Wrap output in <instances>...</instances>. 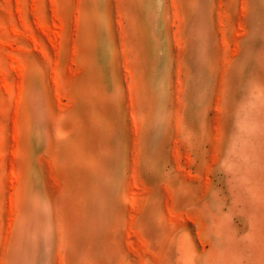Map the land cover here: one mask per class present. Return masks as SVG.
I'll use <instances>...</instances> for the list:
<instances>
[{
    "label": "rangeland",
    "instance_id": "rangeland-1",
    "mask_svg": "<svg viewBox=\"0 0 264 264\" xmlns=\"http://www.w3.org/2000/svg\"><path fill=\"white\" fill-rule=\"evenodd\" d=\"M218 1L0 0V264H264V0L247 72L249 0Z\"/></svg>",
    "mask_w": 264,
    "mask_h": 264
},
{
    "label": "bare ground",
    "instance_id": "bare-ground-1",
    "mask_svg": "<svg viewBox=\"0 0 264 264\" xmlns=\"http://www.w3.org/2000/svg\"><path fill=\"white\" fill-rule=\"evenodd\" d=\"M142 1H144V0H142ZM155 1V0H154ZM167 1V0H166ZM218 1V0H217ZM230 1H232V0H230ZM243 1V0H242ZM219 2H221V1H218V4H219ZM258 2V1H257ZM240 3H243V2H241L240 1ZM223 4V3H222ZM228 4V3H227ZM229 4H231V3H229ZM246 4L250 7V9H249V11H248V8L249 7H247V9H246V12L248 11L249 12V15H248V19H249V22H250V28H248V30H247V27H248V25H247V23H244L242 26L241 25H239L238 26V24H240L241 23V21L240 22H238V24L236 25L237 26V28H240V26L242 27V29H243V31L242 30H240L239 32H240V35H242V33H243V38H244V40H243V44H244V46L243 47H238L237 45H235V43H233L234 44V47H233V50H236V46H237V49L238 48H240V50H237V52L235 51V53L237 54V59H236V63H237V69H245L246 70V72L248 71V69H247V67L249 66V58H248V52L251 50V48L249 47V44H250V42L254 39V35H253V32H254V29H255V27H254V23H255V19H256V14H257V12L255 11L257 8H256V1L255 0H249L248 1V3L246 2ZM169 5V4H168ZM189 5H190V3H189ZM241 5V4H240ZM99 6V5H98ZM98 6H97V10H98ZM191 6V5H190ZM238 6H239V4H238ZM237 6V7H238ZM244 6V5H243ZM100 7V6H99ZM153 7V6H152ZM156 7V6H155ZM217 7V6H216ZM218 7H219V5H218ZM222 7V6H221ZM220 7V8H221ZM240 7H242V6H240ZM181 8V7H180ZM229 8V7H228ZM243 8V7H242ZM242 8H240V9H242ZM101 9V8H100ZM182 9V8H181ZM245 9V8H244ZM138 10V9H137ZM157 10V9H156ZM161 10V9H160ZM219 10V9H218ZM223 10V9H222ZM98 11H101V10H98ZM103 11V10H102ZM241 11V10H240ZM223 12V11H222ZM237 12V11H236ZM252 12V14H250ZM99 13V12H98ZM168 13V12H167ZM173 13V12H172ZM177 13V12H176ZM243 13V11L240 13V15ZM157 14V13H156ZM246 15H247V13H245ZM174 15V14H173ZM224 15V14H223ZM158 16V15H157ZM156 16V17H157ZM172 16V15H171ZM177 16V15H176ZM220 16H222V15H220ZM174 17V16H173ZM173 17H171V18H173ZM217 17H218V14H217ZM225 17V16H224ZM241 17V16H240ZM240 17H238V18H240ZM102 18L104 19V17L102 16ZM101 18V19H102ZM155 18V17H154ZM170 18V17H169ZM177 18V17H176ZM182 18H183V15H182ZM221 18V17H220ZM223 18V17H222ZM221 18V20L223 21V19ZM231 18V17H230ZM238 18H236L237 19V21H238ZM242 18H243V15H242ZM158 19V18H157ZM156 19V20H157ZM228 19H229V17H228ZM161 20H163V19H161ZM174 20H176L175 18H173V21ZM196 19H194V21H195ZM218 20H219V17H218ZM217 20V21H218ZM241 20V19H240ZM91 21H93V20H91ZM184 20H182V22H183ZM194 21H192L191 23H193ZM229 21H230V19H229ZM228 21V22H229ZM88 22L90 23V21L88 20ZM157 22V21H156ZM177 22V21H176ZM176 22H174V23H176ZM215 22V21H214ZM219 22V21H218ZM231 22V21H230ZM164 23V22H163ZM224 23V22H223ZM232 23V22H231ZM231 23H229V24H231ZM237 23V22H236ZM138 24H140V23H138ZM168 24L170 25V22H168ZM178 23H176V25H177ZM187 24H188V22H187ZM187 24H186V26H187ZM215 24V23H214ZM165 25V24H164ZM174 25V24H173ZM183 25V24H182ZM191 25V24H190ZM189 25V26H190ZM193 25V24H192ZM219 25H221V24H219ZM233 25V24H232ZM154 27V26H153ZM171 27H172V21H171ZM174 27V26H173ZM172 27V28H173ZM184 27H185V25H184ZM219 27H221V26H219ZM218 27V28H219ZM226 27V26H225ZM228 27V26H227ZM234 27H235V25H234ZM233 27V28H234ZM117 28H119V27H117ZM178 28H179V26H178ZM177 28V30H174V31H172V32H174L173 33V35L174 34H178L179 33V29ZM187 28V27H186ZM190 28H191V26H190ZM222 28H223V25H222ZM231 28V27H230ZM174 29H176V27H174ZM221 29V28H220ZM226 29V28H225ZM228 29V28H227ZM226 29V30H227ZM235 29V28H234ZM158 30H159V28H158ZM164 30V29H163ZM183 30V29H182ZM190 30V29H189ZM218 30V29H217ZM217 30H216V32H217ZM222 30V29H221ZM225 30V31H226ZM233 30V29H232ZM239 30V29H238ZM237 30V31H238ZM120 31V30H119ZM165 31V30H164ZM169 31V30H168ZM178 33H177V32ZM219 31V30H218ZM228 31V30H227ZM237 31H235L236 32V35H238L239 36V34H238V32ZM185 32H186V30H185ZM159 33V32H158ZM165 33V32H164ZM183 33V32H182ZM218 33H220V32H218ZM217 33V34H218ZM232 33V32H231ZM172 34V33H171ZM221 34H222V32H221ZM235 34V33H234ZM179 35V34H178ZM188 35H190V34H188ZM226 35V34H225ZM236 35H234V37L236 36ZM174 36H176V35H174ZM173 36V37H174ZM238 36H237V38H238ZM159 37H161V35H159ZM165 36L163 35V38H164ZM186 37V36H185ZM170 38H171V36H170ZM179 38V37H178ZM231 38H233V36L231 35ZM173 39H176V38H173ZM220 39H223V38H220ZM241 39V38H240ZM171 40V39H170ZM177 40V39H176ZM198 40V39H197ZM227 40V39H226ZM236 40V39H235ZM234 40V41H235ZM242 40V39H241ZM144 41H146V40H144ZM163 41V40H162ZM161 41V42H162ZM166 41H167V39H166ZM173 41V40H172ZM220 41V40H219ZM230 41H233V39L231 40L230 39ZM174 43V42H173ZM181 43V42H180ZM185 43V42H184ZM220 43V42H219ZM185 45V44H184ZM220 45V44H219ZM223 45V44H222ZM232 45V44H231ZM143 46H144V43H143ZM227 46H228V42H227ZM174 47H176V46H174ZM172 48V47H171ZM179 48V47H178ZM195 48V47H194ZM222 48V47H221ZM227 48V47H226ZM180 49V48H179ZM182 49H180V51H181ZM186 50V49H185ZM195 50V49H194ZM227 50V49H226ZM229 50V49H228ZM231 50V49H230ZM214 51V50H213ZM221 51V50H220ZM172 52V51H171ZM174 52V51H173ZM177 52V51H176ZM252 52H253V55L255 56V57H257V59H258V61H259V72L257 73L256 71H253V73H251V75L254 77V79H255V82L257 83V84H259L260 86H262L263 87V92H262V95L260 96V98H259V102L257 103V109H258V112H260L261 110H262V108H263V114H260L259 115V118H262V116H264V72H262V68L264 67V53L262 54L261 52H258V51H254V50H252ZM183 53V52H182ZM194 53H195V51H194ZM180 54V53H179ZM221 54V53H220ZM225 55H226V53H224ZM231 54V53H230ZM227 55H228V53H227ZM177 56V55H176ZM221 57H223L222 55H220ZM233 55H231V57H232ZM245 56L247 57V59L245 58ZM220 57V58H221ZM227 57V56H226ZM226 57L224 58V59H226ZM235 57V56H234ZM175 58V57H174ZM177 58V57H176ZM229 58V57H228ZM227 58V59H228ZM194 59V58H193ZM192 59V60H193ZM230 59V58H229ZM228 59V61H231V60H229ZM232 59V58H231ZM161 60V59H160ZM174 60H177V59H174ZM180 60V59H179ZM160 62V61H159ZM176 61H174L173 63H175ZM193 62V61H192ZM191 62V63H192ZM232 62V61H231ZM161 63V62H160ZM159 63V64H160ZM194 63H195V60H194ZM220 63V62H219ZM229 64H231V63H229ZM174 65H176V64H174ZM179 65V64H178ZM228 65V64H227ZM229 66V65H228ZM227 66V67H228ZM122 67V66H121ZM124 67V66H123ZM228 70V69H227ZM189 71V70H188ZM187 71V72H188ZM220 71H221V66H220ZM185 74V73H184ZM188 74V73H187ZM175 75V74H174ZM223 75H225V74H223ZM176 76H178V75H176ZM186 76H188V75H186ZM185 76V77H186ZM174 77V76H173ZM178 78V77H177ZM176 78V79H177ZM219 78V77H218ZM126 79V78H125ZM184 79V78H183ZM237 79H238V76H237ZM239 79H240V76H239ZM184 81H185V79H184ZM183 81V82H184ZM223 81H225V80H223ZM122 83V82H121ZM177 83V82H176ZM185 83V82H184ZM123 85V84H122ZM178 85V84H177ZM176 85V86H177ZM219 86V85H218ZM218 86H216V87H218ZM178 87V86H177ZM179 89H180V87H179ZM239 88L237 87V90H238ZM107 90V89H106ZM110 90V89H109ZM183 90L185 91V88H183ZM217 90V89H216ZM184 91H183V93H184ZM217 93V92H216ZM119 95V94H118ZM217 96V95H216ZM222 96V95H221ZM176 97H177V95H176ZM176 97H174V98H176ZM214 99H216V98H214ZM217 99H218V96H217ZM220 99V98H219ZM223 99V98H222ZM174 101V100H173ZM177 101H178V99H177ZM176 101V102H177ZM217 102L216 103H221V102H218V100H216ZM220 101V100H219ZM222 101V100H221ZM214 102H215V100H214ZM186 104V103H185ZM185 104H184V106H185ZM221 105V104H220ZM183 106V107H184ZM218 107H220L219 105H217ZM185 108V107H184ZM183 108V109H184ZM214 108H216V104L214 105ZM180 108H178V110H179ZM172 110H173V108H172ZM177 110V109H176ZM211 110V109H210ZM217 110V108L215 109V111ZM223 110V109H222ZM183 111V110H182ZM218 111V110H217ZM139 112V111H138ZM174 112H176V111H174ZM221 112V111H220ZM224 112H225V110H224ZM173 113V112H172ZM217 113V112H216ZM215 113V114H216ZM174 114V113H173ZM173 114H172V116H173ZM181 114H182V112H181ZM215 114H213V116L215 115ZM221 114V113H220ZM138 115H139V113H137V117H138ZM183 115V114H182ZM182 115H181V117H182ZM189 115V114H188ZM191 115V114H190ZM193 115V114H192ZM196 115H198V114H196ZM217 115H219V114H217ZM224 115V114H223ZM162 117V116H161ZM191 117V116H190ZM197 117V116H196ZM223 117V116H222ZM156 118V117H155ZM192 118H193V116H192ZM191 118V119H192ZM198 118V117H197ZM145 119V118H144ZM143 119V120H144ZM170 119H172V118H170ZM199 119V118H198ZM212 119H214L213 117H212ZM211 119V120H212ZM216 119V118H215ZM220 119V118H219ZM219 119H217L218 121H220ZM182 120H183V118H182ZM222 120V119H221ZM193 121V120H192ZM140 122H142V120L140 121ZM174 122V121H173ZM194 122V121H193ZM212 122H213V120H212ZM217 121L215 120L214 121V123H215V125H214V127H217L216 125H218V126H220L219 124H217L216 123ZM121 123H123V122H121ZM188 123V122H187ZM142 124V123H141ZM172 124V123H171ZM122 125H125L124 123L122 124ZM140 125V124H139ZM183 125V124H182ZM126 126V125H125ZM153 126H154V124H153ZM158 126V125H157ZM211 126V125H210ZM123 127V126H122ZM140 127V126H139ZM223 127V126H222ZM116 128L118 129V125L116 126ZM161 127H159V129H160ZM218 128V127H217ZM221 128V127H220ZM174 129H177V127L176 128H174ZM214 129V128H213ZM223 129V128H222ZM222 129H220V131H222ZM181 130V129H180ZM174 131V130H173ZM172 131V132H173ZM182 131V130H181ZM214 131L216 132V128L214 129ZM219 131V130H218ZM115 132H116V130L114 131V132H112V133H114V135H115ZM123 132V131H122ZM131 132V134H132V132H133V130H131L130 131ZM150 132H153V131H150ZM215 132L213 133V135L215 134ZM223 132V131H222ZM158 134V133H157ZM172 134V133H171ZM211 135V134H210ZM229 135V132L227 131V133H226V137ZM128 136V135H127ZM157 136V135H156ZM218 136V138H220L219 137V135H217ZM160 137V136H159ZM171 137V136H170ZM212 137V136H211ZM211 137L209 138L210 139V141H213V139L211 140ZM214 138V137H213ZM103 139H105V138H103ZM150 139H152L151 137H150ZM160 139V138H159ZM180 139V138H179ZM106 140V139H105ZM132 140V139H131ZM174 140V139H173ZM172 140V141H173ZM219 141H220V139H218ZM218 141V142H219ZM103 143H106L105 141H102ZM133 142V141H132ZM131 142V143H132ZM174 142H176V141H174ZM168 143V142H167ZM133 145H135L134 144V142L132 143ZM131 144V147H133V145ZM151 144V143H150ZM152 144H154V143H152ZM151 144V145H152ZM156 144V143H155ZM169 144V143H168ZM104 145H106V144H104ZM219 145V144H218ZM218 145H216L217 147H218ZM153 146V145H152ZM216 147V148H217ZM220 147V146H219ZM130 148V147H129ZM161 147H158V149H160ZM206 148V147H205ZM215 148V149H216ZM259 149H260V152H259V156H258V161H264V154L261 156V154L264 152V144L263 143H259ZM171 151V150H170ZM217 151V150H216ZM128 152H129V149H128ZM141 152V151H140ZM207 152V151H206ZM209 152V151H208ZM172 153V152H171ZM170 153V154H171ZM222 156L224 155V153L225 154H228V150H222ZM163 154V153H162ZM168 154H169V151H168ZM216 154V153H215ZM167 155V154H166ZM208 155V154H207ZM81 156L86 160V161H88V156H87V154L86 153H81ZM108 156H110V153H109V155ZM174 155H173V153H172V157H173ZM105 157V156H104ZM129 157V156H128ZM132 157V156H131ZM168 157H169V155H168ZM210 157V156H209ZM216 157V156H215ZM217 157H218V155H217ZM109 159L110 157H106V159ZM116 158V157H115ZM205 158V157H204ZM209 159H212L211 157L209 158ZM120 160V159H119ZM131 161H132V158H131ZM217 161V160H216ZM219 161V160H218ZM120 162V161H119ZM162 162V161H161ZM213 164H215V159L213 160ZM121 163V162H120ZM108 165H109V163H107ZM106 164V165H107ZM128 164V163H127ZM164 164V163H163ZM121 165V164H120ZM212 165V164H211ZM132 166V165H131ZM133 166H135V165H133ZM132 166V168H135V167H133ZM162 167H164V165H162ZM106 168H107V166H106ZM128 168V167H127ZM131 168V169H132ZM112 169V168H111ZM163 169V168H162ZM148 172V171H147ZM149 173V172H148ZM147 173V174H148ZM156 174V173H155ZM155 174H154V176H155ZM121 176V175H120ZM247 176H248V178H247V180H246V185L249 187V188H252V189H254L253 188V186H249L250 185V183H251V174H247ZM127 177V176H126ZM257 185H259V187L261 186L262 187V192L264 193V170H262V171H260L258 174H257ZM118 179V178H117ZM116 179V180H117ZM35 180V179H34ZM119 180V179H118ZM121 180V179H120ZM128 182L130 183V179H128ZM35 183V182H34ZM119 183H120V181H119ZM127 183V182H126ZM36 184V183H35ZM128 184V183H127ZM131 184V183H130ZM37 185V184H36ZM132 185V184H131ZM161 185V184H160ZM34 186V185H33ZM38 186H40V185H38ZM117 186H119V185H117ZM128 186V185H127ZM162 186V185H161ZM186 186V185H185ZM198 186V185H197ZM234 186H235V190H236V194H237V196L238 197H240L241 195H242V191H238V190H241L243 187H239V188H236V184H234ZM132 186H130V188H131ZM182 187H184V186H180L179 187V189L180 188H182ZM216 187V186H215ZM117 188V187H116ZM120 188V187H119ZM125 188V187H124ZM123 188V189H124ZM200 188V187H199ZM198 188V189H199ZM217 188V187H216ZM245 188V187H244ZM42 189V188H41ZM132 189V188H131ZM158 189H159V186H158ZM120 190V189H119ZM143 190V189H142ZM181 190H183V188L181 189ZM181 190H179V191H181ZM196 190H197V188H196ZM200 190V189H199ZM35 191H36V189H35ZM153 191V190H152ZM261 191V190H260ZM130 192V191H129ZM142 193H144V191L142 192ZM147 193V192H146ZM160 193V192H159ZM199 193V192H198ZM208 193V192H207ZM207 193H206V195H207ZM210 193V192H209ZM37 194V193H36ZM162 194V193H161ZM160 194V195H161ZM200 194V193H199ZM203 194H204V192H203ZM241 194V195H240ZM42 195H43V193H42ZM38 196V195H37ZM131 196V195H130ZM148 196V195H147ZM201 196V195H200ZM203 196V195H202ZM144 198V197H143ZM168 198V197H167ZM164 199V200H166L165 202L166 203H164L163 205L165 206H167V207H165V209H167L168 208V206H170V204H168V203H170L169 202V200L168 199ZM200 199H202L201 197H199ZM174 199H176V197H174ZM214 199V198H213ZM212 199V200H213ZM167 200H168V202H167ZM193 200V199H192ZM215 200V199H214ZM46 202V201H45ZM198 202H199V200H198ZM263 202V201H262ZM173 203V202H172ZM162 204V203H161ZM168 204V205H167ZM215 205L214 204V201H213V203H211V205ZM260 204V203H259ZM163 205H161V206H163ZM172 205V204H171ZM38 206V205H37ZM143 207V206H142ZM171 207V206H170ZM169 207V208H170ZM213 207V206H212ZM216 207V206H215ZM220 207V206H219ZM168 208V209H169ZM38 209H39V207H37V211H38ZM144 209V208H143ZM167 209V210H168ZM215 209V208H214ZM50 210V209H49ZM135 210V209H134ZM37 211H35V213L32 211V214H36V212ZM161 211V210H160ZM170 211V210H169ZM143 212V211H142ZM167 212V211H166ZM168 213V212H167ZM138 214V213H137ZM55 216V215H54ZM168 216H170V215H168ZM172 216V215H171ZM174 216H172V218H173ZM51 218V217H50ZM178 218V217H177ZM33 219H34V217H33ZM169 219V218H168ZM171 219V218H170ZM169 219V220H170ZM174 219H176V218H174ZM181 220V219H180ZM179 220V221H180ZM56 221H57V219H56ZM164 221H165V219H164ZM168 221V220H167ZM258 221V222H257ZM20 222V221H19ZM128 222V221H127ZM166 222V221H165ZM256 222H257V224H260V223H262L261 222V220H258V218H257V220H255L254 221V224L256 225ZM217 224H219L220 225V223H217ZM58 225H60V224H58ZM58 225H57V228H58ZM125 225H127V224H125ZM128 226V225H127ZM126 226V227H127ZM140 226L142 227V229L147 233V235H148V238H149V240H150V242L153 244V243H155L156 242V239L153 237L156 233H157V231H158V228H159V225H155V224H153L152 222H151V220H149V221H145V220H140ZM38 227V226H37ZM42 227V226H41ZM40 227V228H41ZM56 227V226H55ZM129 228H130V226H128V230H129ZM216 228H219V227H212V232L214 233V231H216ZM37 230H38V228H37ZM177 230V229H176ZM25 231H26V229H25ZM24 231V232H25ZM28 231V230H27ZM38 232V231H37ZM53 232V231H52ZM61 232V231H60ZM32 233V232H31ZM30 233V234H31ZM127 233V232H126ZM132 233V232H131ZM191 233V232H190ZM38 234V233H37ZM36 234V235H37ZM62 234V233H61ZM27 235H28V238L27 237H25V239H27V240H25V241H27V242H29L28 240H30V236H29V234L27 233ZM53 235V234H52ZM129 235V234H128ZM131 235V234H130ZM53 237V236H52ZM58 237V236H57ZM38 238V237H37ZM125 238H127L126 236H125ZM58 239V238H57ZM61 239V238H60ZM196 240V239H195ZM217 240H219V239H217ZM37 241H38V239H37ZM125 241H127V240H125ZM23 242H24V239H23ZM166 243L168 242L169 243V241H165ZM165 242H164V244L163 245H166L165 244ZM24 243H26V242H24ZM24 243H23V246H24ZM38 243V242H37ZM61 243V242H60ZM148 243V242H147ZM21 244V243H20ZM29 244H31V243H29ZM39 244V243H38ZM125 244V243H124ZM127 244V243H126ZM199 245H200V243H199ZM22 245H20V247H21ZM22 246V247H23ZM26 247H28L27 245H25ZM31 246V245H30ZM126 246V245H125ZM130 246V245H129ZM16 247V246H15ZM38 247V246H37ZM128 247V246H127ZM199 247V246H198ZM210 247V246H209ZM57 248H58V246H57ZM207 248V247H206ZM16 249V251H17V248H14V250ZM30 249H31V247H30ZM30 249L28 250L27 248H25L24 250H28L27 252H30ZM38 249V248H37ZM200 249H201V247H200ZM21 250H23V249H21ZM60 250V249H59ZM58 250V251H59ZM61 251V250H60ZM59 251V252H60ZM164 251V250H163ZM218 251L219 250H214V253H213V255H212V257L211 258H214V256H218ZM18 252V251H17ZM56 252H57V250H56ZM160 252V251H159ZM202 252H204V251H202ZM58 253V252H57ZM164 253L165 252H163V255H164ZM18 254V253H17ZM26 254V253H25ZM60 254V253H59ZM139 254V253H138ZM143 254V253H142ZM158 254V253H157ZM15 255V254H14ZM19 255V254H18ZM24 255V254H23ZM26 255H28L29 256V254H26ZM25 255V257H27ZM159 255V254H158ZM199 255V254H198ZM197 255V256H198ZM201 255V254H200ZM55 256H56V254H55ZM58 256V255H57ZM202 256H203V254H202ZM23 257V256H22ZM25 257H24V260H25ZM31 257V256H30ZM29 257V258H30ZM163 256H161V258H162ZM56 258V257H55ZM199 258H200V256H199ZM20 259H21V257H20ZM23 259V258H22ZM76 259V258H75ZM157 259V258H156ZM29 260H32V259H29ZM161 260V259H160ZM209 262H211V260L210 259H207ZM17 261V260H16ZM27 261V260H26ZM111 261V260H110ZM158 261V260H157ZM197 261V260H196ZM208 261H205V264H209V262ZM21 262V261H20ZM25 262V261H24ZM23 262V263H24ZM108 262H109V260H108ZM163 262H165L166 264H170V256H169V251H166V253H165V255H164V257H163ZM14 263H17V262H14ZM30 263V262H29ZM28 263V264H29ZM34 263H35V261H34ZM51 263V262H50ZM54 263H58V262H54ZM110 264H112L111 262H109ZM158 263V262H157ZM212 263V262H211ZM26 264V263H25ZM91 264V263H90Z\"/></svg>",
    "mask_w": 264,
    "mask_h": 264
}]
</instances>
